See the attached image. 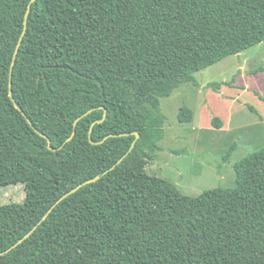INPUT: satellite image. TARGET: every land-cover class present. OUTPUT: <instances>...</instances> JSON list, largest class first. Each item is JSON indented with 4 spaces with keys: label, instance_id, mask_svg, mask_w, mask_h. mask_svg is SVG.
<instances>
[{
    "label": "trees",
    "instance_id": "trees-1",
    "mask_svg": "<svg viewBox=\"0 0 264 264\" xmlns=\"http://www.w3.org/2000/svg\"><path fill=\"white\" fill-rule=\"evenodd\" d=\"M30 1L0 0V187L56 183L45 198L0 204V252L101 177L0 264H264V147L235 163L233 186L196 196L146 169L164 137L160 99L264 42V0H36L13 100Z\"/></svg>",
    "mask_w": 264,
    "mask_h": 264
},
{
    "label": "rangeland",
    "instance_id": "rangeland-1",
    "mask_svg": "<svg viewBox=\"0 0 264 264\" xmlns=\"http://www.w3.org/2000/svg\"><path fill=\"white\" fill-rule=\"evenodd\" d=\"M264 42L194 73L199 85L184 82L162 97L165 115L160 149L146 166L149 174L170 180L188 195L235 184L237 161L264 147ZM220 83L219 89L208 86ZM182 106L194 111L181 122ZM220 117L221 126L215 119ZM52 177L0 187V204L32 202L50 195Z\"/></svg>",
    "mask_w": 264,
    "mask_h": 264
},
{
    "label": "water",
    "instance_id": "water-1",
    "mask_svg": "<svg viewBox=\"0 0 264 264\" xmlns=\"http://www.w3.org/2000/svg\"><path fill=\"white\" fill-rule=\"evenodd\" d=\"M36 0H31L30 1V3H29V5H28V8H27V11H26V14H25V20H24V29H23V31H22V34H21V36H20V38H19V41H18V44H17V46L15 47L16 49H15V53H14V57H13V61H12V65H11V71H10V96L12 97V99L14 100V98H13V92H12V73H13V66H14V64H15V62H16V58H17V55H18V52H19V47L21 46V44H22V40H23V37L25 36V34H26V30H27V24H28V17H29V14H30V11H31V6H32V3L33 2H35ZM15 103V106L17 107V108H19L23 113H24V115H25V112L22 110V108L16 103V102H14ZM93 109H91V110H89V111H87V112H85L83 115H81V116H79L77 119H76V121H75V123H74V131H73V133H72V135L70 136V137H68V139H67V141L66 142H69V141H71L73 138H74V136H75V134H76V126H77V123L79 122V120L81 119V118H83L84 116H86L87 114H89L91 111H92ZM106 116H107V109H105V113H104V115H103V118L101 119V120H99V121H95L94 123H93V125L91 126V129H90V133H89V136H90V140L92 141V138H91V133H92V130H93V127H94V125L96 124V122H103L105 119H106ZM27 119H28V121H29V123L30 124H32V121L27 117ZM134 134L136 135V139L133 141V143H132V145H131V148H130V150H129V152L135 147V145H136V142H137V140L139 139V137H140V134L138 133V132H134ZM44 137H47L45 134H42ZM109 136H115V135H109ZM109 136H107L106 138H108ZM105 138V139H106ZM101 142H103V141H101ZM48 145H49V148L50 149H54L53 147H52V145H51V141L48 139ZM128 154V153H127ZM126 154V155H127ZM126 155L125 156H123L118 162H117V164H119V163H121L122 161H123V159L126 157ZM117 164H115V165H113L112 167H111V169H114L115 167H116V165ZM107 172V171H106ZM100 177H101V175H97L96 177H93V178H91V179H88V180H86L85 182H83V183H81V184H79L78 186H76V187H74L73 189H71L70 191H68V192H66L64 195H62L57 201H56V203L55 204H53L49 209H48V211L45 213V215L42 217V219L39 221V223H37L28 233H26L21 239H19L16 243H14L11 247H9L8 249H6L5 251H2V252H0V256H2V255H4V254H7V253H9L11 250H13L14 248H16L18 245H20L21 243H23L24 242V240L25 239H27L28 237H30V235L38 228V226L49 216V214L53 211V209L61 202V201H63L65 198H67L68 196H70L71 194H73V193H75L76 191H78L80 188H82L83 186H85V185H87V184H89V183H92V182H95V181H97L98 179H100Z\"/></svg>",
    "mask_w": 264,
    "mask_h": 264
}]
</instances>
